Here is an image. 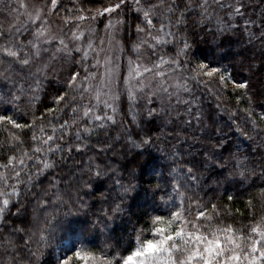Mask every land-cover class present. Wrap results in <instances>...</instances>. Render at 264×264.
Wrapping results in <instances>:
<instances>
[{
    "label": "trees",
    "instance_id": "trees-1",
    "mask_svg": "<svg viewBox=\"0 0 264 264\" xmlns=\"http://www.w3.org/2000/svg\"><path fill=\"white\" fill-rule=\"evenodd\" d=\"M79 1V8L107 2ZM151 5L155 22L169 29L175 47L183 48L187 43L185 51L193 57H204V52L216 55L210 60L221 69L217 79L226 70L236 81L248 82L247 94L253 96L251 110L255 115L248 118L246 98L237 102L231 80L228 88L222 89L216 81L211 84L198 77L190 85L194 96L180 94L178 103H173L178 106L174 117L170 103L154 116L137 110L131 116L126 112L120 119L114 116L111 121H95L89 116L82 124L72 125L75 117L67 105L73 97L74 106L80 108L78 116L90 104L82 80L79 89L69 92L64 102L66 111L49 116L48 121L38 119L35 128L23 130L0 125V174L4 177L0 179V207L3 199H9L0 216V264H57L76 248L90 254L89 264L113 258L115 264L136 247L137 235L141 239L151 236L154 216H164L167 222L170 211L181 208L185 219L197 223L209 236V224L221 228L232 224L234 229L247 230L264 217V119H260L264 114V0H151ZM126 12L122 38L130 41L134 35L129 24L137 14ZM102 30L96 27L95 34L103 35ZM21 35L25 42L26 35ZM14 41L19 39L13 31L6 29L0 34V48ZM76 60V68H81V58ZM65 63L62 59L59 65ZM38 68L43 66L20 72L0 56V94L16 91L6 74L14 75L17 88L26 90L32 80H42L36 98L26 91L25 104L21 105L22 111H35L40 117L44 90L58 88L68 72L53 80L42 78ZM45 103L53 106L51 97ZM66 119L69 127L63 133L57 130L52 143L60 150L53 154L44 146L42 153H35L34 148L41 145L31 137L53 135V125ZM82 127L89 131H80L78 140L77 130ZM22 131L27 135H20ZM142 140L150 142L140 148L130 147V141L139 144ZM9 157L13 163L5 167ZM21 159L22 165L17 163ZM44 161L52 166L44 168ZM13 170L22 173L20 183ZM13 186L15 195L11 194ZM117 205L120 210L113 212ZM212 205L216 206L214 211ZM204 206L213 215L211 222L196 220L197 210H204ZM142 229L146 231L141 234ZM42 230L48 237L46 242L40 241ZM188 230L192 231L191 226ZM26 240L31 243L25 244ZM31 252L37 255L31 256Z\"/></svg>",
    "mask_w": 264,
    "mask_h": 264
},
{
    "label": "snow or ice",
    "instance_id": "snow-or-ice-1",
    "mask_svg": "<svg viewBox=\"0 0 264 264\" xmlns=\"http://www.w3.org/2000/svg\"><path fill=\"white\" fill-rule=\"evenodd\" d=\"M136 8L135 11L138 13L135 18L129 24V27L133 29V35L145 34V38L139 42L132 43L131 41L125 40L124 45L128 48L130 55H134L136 60H140L141 45H144L146 50L149 52L150 56H155V48L162 42H168L166 38L171 36L172 33L164 32V25L161 24L160 31L163 32V35L152 34V27L154 26L155 13L154 6L151 5V0H146L147 7L141 6V0H135ZM20 8H27L28 5L25 3H20L18 5ZM59 3L58 0H50V7L47 9L48 12L58 9ZM128 0H107L106 3H102L100 9L95 11L94 15L86 17L84 15H77L75 17L65 18L63 21H57L62 23L68 28V31L72 33L71 39L66 35V33L61 29L60 32L51 31L45 24L42 27L36 28L33 32L26 26L17 25L13 28L15 36L21 37L19 41L9 42L7 46L0 48V56L7 59L11 62V65L14 68H18L20 72H23L25 68L31 69L35 64L39 63L43 54L47 53L48 48L46 45L50 46L56 44L58 45L55 48L56 53H62V59L68 62V77L58 82L59 87L55 89L46 88L44 90L45 101L51 97L52 107L49 106L45 101H41L44 111L40 113V117L36 116L35 111H29L25 109L21 110V105L25 104L24 96L26 91L32 92V98H36V93L42 87V80L35 79L32 80V83L29 84L27 90L24 88H17L14 82V75L8 76L6 78L13 80V88H16V91H8L7 93L0 94V125L10 126L13 129H33L36 127L37 120L48 121L49 116H54L56 113H59L62 109H65L64 102L68 99L69 92H73L81 87L82 80L91 81L93 79H98L101 83L96 88V99L99 103L101 101V96H109L111 91L110 84L114 76L116 75L117 65L113 62L112 58L105 54L103 57V73H91L81 77L80 72L74 71L77 67L76 54L81 52L84 53L86 57L89 54L91 49L95 52V49L92 48L91 40L88 41L87 48L82 46H73L74 41L78 40L80 37L85 35V32L81 29L80 24H76L73 28V23L77 21H84L86 19L97 20L98 18L108 17V22L104 23V28L115 29L117 25L125 23V20L119 19L121 11L123 9L129 8ZM179 7V4L175 5ZM11 10V9H10ZM43 9L37 8L35 15L29 13L27 23H31L33 26L40 20L41 13ZM66 11H70L66 9ZM171 12V7L169 8ZM239 11V8L236 9ZM142 13V15H140ZM115 17V19H113ZM103 22V21H102ZM171 23V21H169ZM181 23L180 19H176V24ZM77 32L79 35H77ZM28 35L29 39L27 43L24 42L21 34ZM11 34V33H10ZM151 38L155 43H150L148 38ZM175 37L173 36V40ZM82 43V42H81ZM130 45V47H129ZM188 48V44L185 43L183 48L176 53L177 56L184 54L187 55L185 51ZM99 55V53H97ZM80 66H84V60L81 59L79 62ZM129 69L128 76L125 77L126 82H129L133 76V73L136 77H140L141 81L148 74L153 73L154 69H158L159 65L153 63L151 67L143 66V71H140L139 66L135 69L131 67L133 61L130 59L128 61ZM165 61L163 58L160 60V64H164ZM172 64L176 65L178 68L183 67V61L172 60ZM190 64L191 61H188ZM95 67L101 66V61L98 59L96 61ZM208 67L207 64L201 62L198 66V71L204 75L212 77L216 73H220L221 69L217 67H212L210 71L204 72L203 70ZM87 70V69H85ZM226 74L219 76L217 84L222 89L228 88L229 80L232 82L233 91L236 94L237 102H241L243 99H247L248 108L245 109V112L248 118L251 120L255 113L251 110L254 103L253 96L247 94V89L249 87L247 81H236L232 78L231 73H228L226 70H223ZM42 69H37V73H41ZM157 75L160 73L157 71ZM121 75H123L121 73ZM29 77H31V72H29ZM195 78V77H193ZM25 83H28V80H25ZM34 85V87H33ZM108 87L109 92H103L102 89ZM140 87L143 88L144 85L140 84ZM178 89L183 88L184 91H187V82L184 84H177ZM243 90V91H241ZM87 91L91 92L92 88L89 87ZM162 91H167V89H162ZM129 96L132 95L131 89L128 91ZM118 97H110L113 101ZM105 108H110L112 111H115L113 105L108 102V100L103 101ZM76 105V100L73 97L72 103L67 105V108H71L72 116L75 117L71 120L72 125L82 124L85 118L92 116L95 121L108 120L111 121L113 117L111 115L101 116L99 114H94L92 107H85L83 109L82 115H77L80 112L79 106ZM39 110V109H37ZM149 116L155 115V110H151L148 113ZM30 117V120H29ZM260 119H264V114H261ZM23 121V123L19 122ZM69 127V121L66 119L63 123H57L53 125L52 132L53 135H47L46 138L41 136L38 137L35 134L31 137L32 142H39L40 147L34 148L35 153H42L44 151V146H48L47 150L50 153H55L60 150V146H52V143L56 139L55 132L57 130L63 133L64 129ZM41 133L44 132V128L41 127ZM80 131L88 132L87 127L78 128L77 130V139H80ZM20 135H27L26 132H21ZM20 135H16L15 139L20 140ZM247 135V133H245ZM63 139V135L60 137ZM149 140H142L139 144H135V147L140 148L144 144H148ZM79 145L77 150H79ZM27 155V153H25ZM13 163V158L9 157L7 165ZM22 165L24 160L21 159L17 162ZM52 165L48 161H44V168L51 167ZM39 170V169H38ZM191 173V169H189ZM21 172L15 170L12 171V175L15 176L17 183H20ZM99 176L100 173H97ZM241 175H245L243 172ZM0 179H4L3 174H0ZM5 185L7 186L6 179ZM125 192L128 191L127 188L124 189ZM17 189L15 186L11 188V194L15 195ZM3 195V193H0ZM262 198H264V190L261 192ZM228 199H232L231 196ZM3 207H0V216L3 215L5 208L9 205V199H3ZM199 209L200 206L197 205ZM216 206L212 205L213 211ZM119 205L116 206L112 211H119ZM183 209L180 211H170L171 219L167 222L164 221V216L156 215L152 218V226L150 231L154 238H144L141 239V235L136 236L137 246L128 252L126 256H123L120 259L115 260V264H264V217H261L254 225H251L245 229L235 228L232 224L225 225L224 227H211L209 224L208 230L211 232V236L205 232H201L197 223L190 222L185 219L183 216ZM207 213V215H206ZM71 214V209L69 210ZM218 215V214H217ZM206 219L211 222L213 220L212 213L208 212L207 206H204V210H197L196 220ZM179 222V223H178ZM235 223V222H233ZM189 226H191L192 231H189ZM22 228H18L17 231H21ZM146 231L141 230V234ZM48 237L45 236L43 230L40 234V241L46 242ZM31 243V240H26L25 244ZM39 250L37 249V252ZM37 252H31V256H36ZM89 253L82 250V248H76L73 251H70L66 255H63L58 261L57 264H73L75 261L76 264H89L91 260ZM114 259L107 260L105 259L102 264H114ZM15 264V261H13Z\"/></svg>",
    "mask_w": 264,
    "mask_h": 264
},
{
    "label": "rangeland",
    "instance_id": "rangeland-1",
    "mask_svg": "<svg viewBox=\"0 0 264 264\" xmlns=\"http://www.w3.org/2000/svg\"><path fill=\"white\" fill-rule=\"evenodd\" d=\"M107 1V0H106ZM25 3L28 5L27 8H20L18 5L20 3ZM79 0H58L59 7L52 12H48V8L50 7V0H0V34H4L7 30L13 31V28L17 25L26 26L31 31H35L36 28L42 27L45 24L47 27L53 32H60L61 29L66 33V35L71 39L72 33L68 31V28L62 23H58L57 21H63L65 18L75 17L77 15H84L89 17L95 14L97 9H100L102 5L96 6L94 8H79L76 4L79 3ZM129 8L123 9L121 11V15L119 19L124 20L125 12L135 11L136 4L135 0H128ZM141 6L147 7L146 0H141ZM37 8H42L43 11L41 13L40 20L33 26L31 23H27L29 13L35 15V11ZM11 9V10H10ZM66 9L70 11H66ZM126 12V13H127ZM142 15V13L140 14ZM115 19V17L113 18ZM232 19L235 20V17L232 16ZM98 20V21H97ZM93 21L90 19H86L84 21H77L73 23V28H75L76 24H80L81 29L85 32V35L80 37L78 40L74 41L73 46H82L87 48L88 41L91 40L92 48L95 49L93 52L91 49L89 50V54L85 57L84 53L81 52L76 54V59L79 57L84 60V66L81 68H76L74 71L81 72V77L88 75L91 73H103V57L105 54H108L113 62L117 65L116 75L111 81L110 84V93L109 96H101V101L98 103L96 99V88L100 85V81L98 79H93L91 81L83 80L82 88L86 90L91 87L92 91H87L86 93L90 95V104L88 107H92V111L94 114H99L101 116L111 115L112 117L116 116V119H120L122 115L126 112H130V116L134 115L137 110L142 111L143 114L149 116L148 113L151 110H155V114L160 112L161 107L164 108L167 105H170V111L172 113L171 116H175L173 113H177V104L173 105L174 102L178 103V98L181 96L180 94L185 95L186 97H193V90L190 85H194L197 81L198 77H201L204 81L208 83H215L214 81H218L216 78V74L212 77L204 75L198 71V66L201 62L208 65L204 72L210 71L212 67L215 65L212 64L211 54L204 52L205 56L201 57L200 55L194 56L193 54L184 55L181 54L179 56L176 55L177 52L182 48L175 47L173 45V37L168 36L166 40L168 42H162L155 48V56H150L149 52L146 50L144 45H141V59L136 60L134 55H130L129 50L124 45V40L122 38L123 35V26L124 24L117 25L115 29L104 28V23L108 22V17L105 16L103 18H98ZM103 21V22H102ZM236 21V20H235ZM161 23L155 22L151 31L153 35H163V32L160 31ZM96 27L102 28L103 35H96L95 30ZM164 32H170L168 28L164 26ZM171 33V32H170ZM77 35L79 33L77 32ZM25 43L29 39V36L26 35ZM145 38V34L134 35V38L130 40L132 43L139 42L140 40ZM20 40V37H17V40ZM150 43H155L149 37ZM82 42V43H81ZM58 45V41L53 45H46L48 48L47 53L43 54L42 60L35 64L34 66H43L42 72L40 76L42 78H49L56 80V78L64 77V74L67 73L68 62L65 64L59 65V62L62 60V53H56L55 48ZM169 45L170 48L167 46ZM130 47V45H129ZM99 53V55H97ZM48 56V57H47ZM216 56V55H215ZM214 55L212 57H215ZM163 58L165 61L164 64H160V60ZM101 61L100 67H95L97 60ZM132 60L133 63L131 67L133 69L139 66L140 71H143V66L151 67L153 63L159 65L158 69H154L153 73L148 74L141 81L140 77H136L133 73L132 78L129 82H126L125 77L128 76L129 69V60ZM172 60L183 61V67L178 68L176 65L172 64ZM188 61H191L189 64ZM209 62V63H207ZM40 64V65H39ZM33 66V67H34ZM44 67L47 72L44 71ZM87 69V70H85ZM159 72L160 75H157L156 72ZM37 72V71H36ZM121 73L123 75H121ZM38 74V73H37ZM56 77V78H55ZM195 77V78H193ZM187 82V91H184L183 88L178 89L176 85L184 84ZM140 84H143L144 87L141 88ZM131 89L132 95L129 96L128 91ZM162 89H167V91H162ZM103 92H109V88L105 87L102 89ZM110 97H118L114 101L110 99ZM150 98V99H149ZM158 98V99H157ZM108 100L109 103L113 105L115 111L113 112L110 108H105L103 101ZM153 102V105H152ZM159 102V103H158ZM160 105V106H157ZM91 120H94L92 116H90ZM131 146H135V142L130 141ZM149 238H154L151 234ZM137 246V245H136Z\"/></svg>",
    "mask_w": 264,
    "mask_h": 264
}]
</instances>
